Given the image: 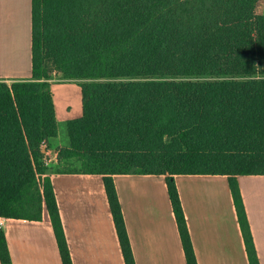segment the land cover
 <instances>
[{"label": "trees", "instance_id": "16d2710c", "mask_svg": "<svg viewBox=\"0 0 264 264\" xmlns=\"http://www.w3.org/2000/svg\"><path fill=\"white\" fill-rule=\"evenodd\" d=\"M259 0H31V77L0 81V217L46 212L72 264L46 165L52 75L78 84L56 164L101 175L125 264H135L116 174L163 175L186 264H196L176 175L228 179L249 264H259L236 177L264 175ZM0 264H12L0 229Z\"/></svg>", "mask_w": 264, "mask_h": 264}, {"label": "crops", "instance_id": "0c3cea01", "mask_svg": "<svg viewBox=\"0 0 264 264\" xmlns=\"http://www.w3.org/2000/svg\"><path fill=\"white\" fill-rule=\"evenodd\" d=\"M30 77L31 0H0V81L9 85ZM50 90L57 127L81 116L79 86L51 84ZM61 144L58 134L48 143L47 166L56 164ZM48 177L72 264H125L102 176ZM112 180L135 264H186L165 176L116 174ZM236 180L258 262L264 264V175ZM174 182L196 264H249L227 177L176 175ZM0 229L12 264H62L46 212L39 221L3 218Z\"/></svg>", "mask_w": 264, "mask_h": 264}, {"label": "rangeland", "instance_id": "374dc122", "mask_svg": "<svg viewBox=\"0 0 264 264\" xmlns=\"http://www.w3.org/2000/svg\"><path fill=\"white\" fill-rule=\"evenodd\" d=\"M255 13L258 15H264V0H259L256 4L255 7ZM51 84H73L75 86H78V84L76 82L73 81H63L61 79V76L59 74H53L52 75V79H51ZM58 89V88H56ZM55 89V91H56ZM71 95L73 93H70ZM58 139L59 142L62 143L61 145L64 146L67 143V138H66V133H65V122L64 123H59L58 127ZM61 147V146H60ZM58 147V148H60ZM51 172H65L67 170H74V169H78L79 168V163L75 160H69V161H63L60 164H55L52 166H49Z\"/></svg>", "mask_w": 264, "mask_h": 264}, {"label": "built area", "instance_id": "2783aa9c", "mask_svg": "<svg viewBox=\"0 0 264 264\" xmlns=\"http://www.w3.org/2000/svg\"><path fill=\"white\" fill-rule=\"evenodd\" d=\"M2 224H3V218L0 217V228L2 227Z\"/></svg>", "mask_w": 264, "mask_h": 264}]
</instances>
